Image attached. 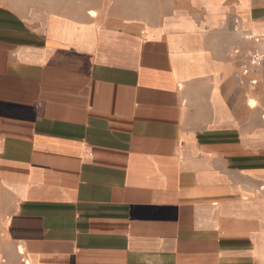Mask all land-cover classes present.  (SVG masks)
<instances>
[{"label":"crops","instance_id":"obj_1","mask_svg":"<svg viewBox=\"0 0 264 264\" xmlns=\"http://www.w3.org/2000/svg\"><path fill=\"white\" fill-rule=\"evenodd\" d=\"M243 32L264 0L0 2V264H264Z\"/></svg>","mask_w":264,"mask_h":264},{"label":"built area","instance_id":"obj_2","mask_svg":"<svg viewBox=\"0 0 264 264\" xmlns=\"http://www.w3.org/2000/svg\"><path fill=\"white\" fill-rule=\"evenodd\" d=\"M242 38L250 43L242 52H231L230 56L238 59L239 75L241 79L253 87L256 80L251 74L258 71L264 62V43L263 39L250 32H243Z\"/></svg>","mask_w":264,"mask_h":264},{"label":"rangeland","instance_id":"obj_3","mask_svg":"<svg viewBox=\"0 0 264 264\" xmlns=\"http://www.w3.org/2000/svg\"><path fill=\"white\" fill-rule=\"evenodd\" d=\"M98 0H0L21 10L33 7L51 8L55 10H80L88 8L90 3Z\"/></svg>","mask_w":264,"mask_h":264}]
</instances>
